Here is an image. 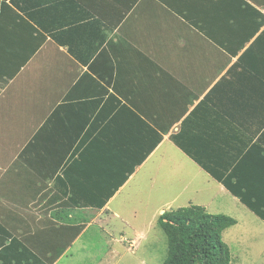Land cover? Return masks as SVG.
<instances>
[{"label":"crops","instance_id":"crops-1","mask_svg":"<svg viewBox=\"0 0 264 264\" xmlns=\"http://www.w3.org/2000/svg\"><path fill=\"white\" fill-rule=\"evenodd\" d=\"M9 1L0 129L17 146L0 178L17 208L8 226L43 264H66L94 224L113 236L119 221L121 240L141 247L147 226L182 199L177 208L213 213L221 196L264 231L170 138L179 133L195 158L247 168L264 184V0ZM257 185L251 197L264 198Z\"/></svg>","mask_w":264,"mask_h":264},{"label":"trees","instance_id":"trees-1","mask_svg":"<svg viewBox=\"0 0 264 264\" xmlns=\"http://www.w3.org/2000/svg\"><path fill=\"white\" fill-rule=\"evenodd\" d=\"M9 2L13 4L14 1L10 0ZM3 7L12 8L8 0H0V10ZM39 45L40 43H37L35 49ZM15 73H10L9 77ZM170 138L212 177L224 184L234 196L264 220V198L251 197L253 192L249 189L256 184H259L258 187H264V184L256 182L258 179L253 178L247 168H217L207 165L195 158L192 152L187 149L179 133L171 134ZM21 155L25 157L26 146ZM257 169V176L261 181L260 173H264V167ZM127 178L125 177V180ZM106 202L107 200L91 202L90 205L100 209ZM86 203L88 204V202ZM3 219H0V264H43L40 256L21 237L14 235L8 226L9 222ZM157 223L165 233L168 243L167 257L163 264H231V250L223 240V232L236 225L237 219L234 217L223 213H210L202 205L190 204L166 210L158 217ZM84 226V224L72 226L74 233L71 241L82 231ZM71 241L69 240L67 244H70ZM64 249L62 247L57 255L61 254Z\"/></svg>","mask_w":264,"mask_h":264},{"label":"rangeland","instance_id":"rangeland-1","mask_svg":"<svg viewBox=\"0 0 264 264\" xmlns=\"http://www.w3.org/2000/svg\"><path fill=\"white\" fill-rule=\"evenodd\" d=\"M8 128L10 126L6 130ZM16 146L10 134L4 133L0 129L1 162H7L14 155ZM6 184H8L7 179L0 178V196L2 197H0V219L4 218L3 220L12 224L13 218L10 213L16 212L17 208L12 205L14 200L4 188ZM204 198H207L204 201H213V198H209L208 193H205ZM182 201L183 199L174 204L173 209H177L176 205L183 203ZM215 202L213 213L219 211L237 219L236 225L223 232V240L231 250V264H264V256L261 255V257L257 252V248H262L264 245V231H252L244 223L242 213L235 207V204L226 198L217 196ZM211 209L210 211H212ZM238 219L241 220L240 224H238ZM116 222H118L117 230L113 231V236L107 235V232H103L99 225L94 224L73 246L64 262L66 264H163L167 257L168 243L165 233L157 222L147 226L141 247H130L128 242L121 240L117 231H121L122 223Z\"/></svg>","mask_w":264,"mask_h":264}]
</instances>
